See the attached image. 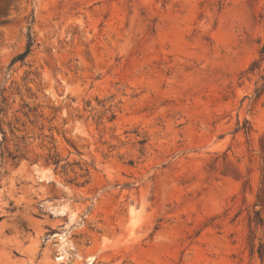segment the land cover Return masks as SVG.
I'll use <instances>...</instances> for the list:
<instances>
[{
    "label": "rangeland",
    "instance_id": "1",
    "mask_svg": "<svg viewBox=\"0 0 264 264\" xmlns=\"http://www.w3.org/2000/svg\"><path fill=\"white\" fill-rule=\"evenodd\" d=\"M0 264H264V0H0Z\"/></svg>",
    "mask_w": 264,
    "mask_h": 264
},
{
    "label": "trees",
    "instance_id": "2",
    "mask_svg": "<svg viewBox=\"0 0 264 264\" xmlns=\"http://www.w3.org/2000/svg\"><path fill=\"white\" fill-rule=\"evenodd\" d=\"M29 36H30V43H29V47H28L27 51L24 54H22V55L18 56L17 58H15L14 61H13V63H15L17 61H23V59H25L26 56L29 54L30 48H31L32 43H33V39L31 37V35H29ZM59 163H60V161H55V164L56 165H58Z\"/></svg>",
    "mask_w": 264,
    "mask_h": 264
}]
</instances>
